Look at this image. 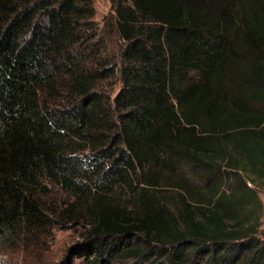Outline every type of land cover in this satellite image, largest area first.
Segmentation results:
<instances>
[{
	"label": "trees",
	"instance_id": "16d2710c",
	"mask_svg": "<svg viewBox=\"0 0 264 264\" xmlns=\"http://www.w3.org/2000/svg\"><path fill=\"white\" fill-rule=\"evenodd\" d=\"M93 15V0H0V238L85 222L61 264H264V0H114L118 58Z\"/></svg>",
	"mask_w": 264,
	"mask_h": 264
},
{
	"label": "rangeland",
	"instance_id": "374dc122",
	"mask_svg": "<svg viewBox=\"0 0 264 264\" xmlns=\"http://www.w3.org/2000/svg\"><path fill=\"white\" fill-rule=\"evenodd\" d=\"M113 2L114 0H93L94 15L92 18L87 19V23H92V26H94V28L91 26L89 28L91 34L95 37L96 42L94 43L101 48V53H107V56L118 58L120 41L111 32L113 22L110 16L113 11ZM104 84L106 85L105 90L110 92L115 91L121 85L117 75L106 80ZM182 172L186 174L187 178H190V185L194 187V193L198 194L196 198H203L207 191L206 188H208L207 181L195 176L197 173H193L187 167H184ZM223 174L229 177L228 170H225ZM165 181L170 184L161 186L165 190L160 195L174 209L180 198L179 192L182 190L173 179ZM247 183L248 186L255 188L252 180L247 178ZM229 185H231L230 182L224 185L223 189L228 188ZM46 191L50 193L43 196L44 202L55 208H64V205L69 201V194L63 192L55 184L47 183ZM130 192L129 190L125 191L120 201L134 204L138 200V196ZM259 194L264 205V186L260 189ZM202 203L205 205L203 201ZM66 224L68 225H58L51 228L48 234L44 233L42 235L40 234L42 232L38 231L34 235L36 236L35 242L30 240L27 242L22 239L12 241L7 238H0V264H61L66 259L69 249L82 242L81 240L84 239L87 232L86 229L89 228L85 222H67ZM259 235L264 238V209L260 220ZM75 263L81 264V259H76Z\"/></svg>",
	"mask_w": 264,
	"mask_h": 264
}]
</instances>
